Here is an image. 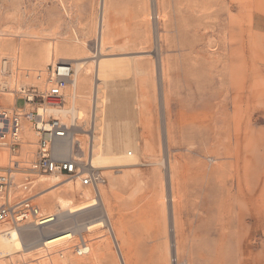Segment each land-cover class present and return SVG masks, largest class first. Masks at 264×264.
<instances>
[{"label": "rangeland", "instance_id": "1", "mask_svg": "<svg viewBox=\"0 0 264 264\" xmlns=\"http://www.w3.org/2000/svg\"><path fill=\"white\" fill-rule=\"evenodd\" d=\"M60 60L82 68L49 109L67 114L50 115L84 160L91 132L95 153L122 157L101 168L106 185L117 175L107 214L119 220L0 252V264H141L144 253L155 264H264V0H0V108L13 109L19 86L41 89L34 72ZM11 157L0 149V175ZM35 179L42 214L64 211L58 197H94L63 176ZM81 240L85 257L74 254Z\"/></svg>", "mask_w": 264, "mask_h": 264}, {"label": "built area", "instance_id": "2", "mask_svg": "<svg viewBox=\"0 0 264 264\" xmlns=\"http://www.w3.org/2000/svg\"><path fill=\"white\" fill-rule=\"evenodd\" d=\"M34 74L35 79L42 82V88L19 86L11 93L16 97L13 109L0 108V149L12 156L8 167L0 175V225H9L7 231L28 225L42 227L55 221L54 215L42 214L39 207L33 204L31 193L36 176L66 177L95 196L106 185L101 168L91 166L89 153L86 160L83 159L80 144L74 137L68 158L57 157V146L67 138L71 129L59 118L52 117L49 109H59L64 102V93L73 76L71 64L56 61ZM27 130L31 131L35 142H27ZM23 144L34 148L27 150L19 159ZM88 248L82 241L75 246L74 254L85 257L89 254Z\"/></svg>", "mask_w": 264, "mask_h": 264}, {"label": "bare ground", "instance_id": "3", "mask_svg": "<svg viewBox=\"0 0 264 264\" xmlns=\"http://www.w3.org/2000/svg\"><path fill=\"white\" fill-rule=\"evenodd\" d=\"M9 8H11V7L6 6V13L10 12V11H12L13 13H18L17 8H12V9H9ZM98 63L99 62H97V64ZM81 68H82V63H76L75 64V69H74V74H73L74 78L70 80V83L72 86H76L75 75L78 74V72L81 70ZM96 69L98 70V68H96ZM161 96L162 95H160V97ZM93 97L96 98L95 92H94ZM92 100H94V99H92ZM94 102H96V100ZM49 112H54L55 114L61 113L63 115L67 114V111H65V110H59V111L58 110H49ZM72 112H74V111H72ZM70 113H71V111H70ZM89 136H90L89 161H90V164L93 168H105V167H110L112 164L116 163L118 165V163L123 162L121 160L122 157L121 158L120 157H111V156H105V155L102 156V155H99L98 153H95V150H94L95 146L93 147V144H92L93 139H94L92 132L89 134ZM72 138H73V135H72V132L70 131L67 138L58 144V146H57V148H58L57 157L58 158H61V159L68 158V156L71 152V146L73 143ZM130 154L132 155V153H130ZM125 157H127V156H125ZM123 159H124V156H123ZM129 160H126L124 163L129 164ZM49 179H54L56 181L57 185L60 184L61 182H63L60 179V176H49ZM70 183L71 182L67 180L65 184H70ZM57 185H55V186H57ZM54 190H56V189H54ZM57 200H58L57 203L59 204V206L61 207L62 210L64 209V211L59 213V214H56V215L51 214V215L55 216V218H54L55 221L52 224H48V225L42 226V227H36L33 225H28L25 227H21L18 230H9V231L1 232L0 233V252H1V254H8L9 255L13 251H20V250L21 251H28L30 249L32 250V248L35 249V248H38L41 246L56 244V243L62 242L64 240H70V239L74 238V236L76 234H81L83 231H89L95 227L102 225V224H107L108 228L111 227L109 225L110 223H108L104 203L101 200L99 193L96 194V196L94 195L93 198H90V201L88 203L78 205V206H72L71 201L62 199L61 197H58ZM89 212H95V214H96L95 218L88 219V220L83 218V216H85V214L87 215ZM105 227H107V226H105ZM23 231H26L27 233H31L33 235L31 239H28L26 241V243H22V239H21L22 237L20 236V233ZM21 235H24V234H21ZM82 241L83 240H81V242ZM171 244H173V242ZM89 251H90V249H89Z\"/></svg>", "mask_w": 264, "mask_h": 264}, {"label": "crops", "instance_id": "4", "mask_svg": "<svg viewBox=\"0 0 264 264\" xmlns=\"http://www.w3.org/2000/svg\"><path fill=\"white\" fill-rule=\"evenodd\" d=\"M77 84V82H76ZM15 103H16V100H15ZM117 175H115L113 178H110L108 181H107V185L105 186V191H106V197H105V201H107V205H106V208H105V211H106V214H107V208L110 209V213H115L116 209L114 208V206H112V195H114L113 193L116 192V189L114 188L115 187V183L117 181L118 178H116ZM104 207H105V204H104ZM109 215L107 214V219H108V223H110L109 225L112 226V222H115L117 220H119V217L117 218L114 214L111 215V217L109 218L108 217ZM111 228V227H110ZM142 240H162L161 238L159 237H150V236H147V237H144L142 238ZM143 257L144 259H141L143 262L141 264H155L154 263V260H155V257L156 255L153 254V253H144L143 254ZM264 260V258H263ZM161 264H168L166 262H163Z\"/></svg>", "mask_w": 264, "mask_h": 264}]
</instances>
